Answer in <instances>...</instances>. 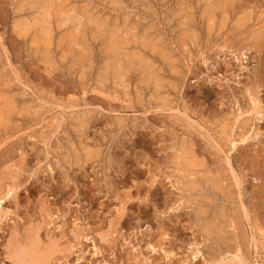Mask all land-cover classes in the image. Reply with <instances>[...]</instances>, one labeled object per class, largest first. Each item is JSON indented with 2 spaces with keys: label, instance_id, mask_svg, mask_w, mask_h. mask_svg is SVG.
Wrapping results in <instances>:
<instances>
[{
  "label": "rangeland",
  "instance_id": "1",
  "mask_svg": "<svg viewBox=\"0 0 264 264\" xmlns=\"http://www.w3.org/2000/svg\"><path fill=\"white\" fill-rule=\"evenodd\" d=\"M32 1L0 0V264H264V0H51L49 35Z\"/></svg>",
  "mask_w": 264,
  "mask_h": 264
},
{
  "label": "bare ground",
  "instance_id": "2",
  "mask_svg": "<svg viewBox=\"0 0 264 264\" xmlns=\"http://www.w3.org/2000/svg\"><path fill=\"white\" fill-rule=\"evenodd\" d=\"M36 1H37V4H38V1H39V5H40V3H42V5H40L38 8H37V6H36V8L39 9V10H41V11H42V10L44 11L43 14L40 12V14L42 15V17H40L41 20L39 19L40 21H39L38 24L40 25V27H41L42 30L44 31V33H43V32H42V33H43L44 35H46V34L49 35V33H48L46 27H47L48 20H49V18H50V8L52 7V2L50 3L51 0H36ZM52 1H53V0H52ZM58 1H59V0H58ZM20 2H21V0H20ZM20 2H19V5H21ZM26 2H28V1H26ZM31 2H33V1L31 0ZM22 3H23V2H22ZM29 3H30V2H29ZM33 3H36V2H33ZM54 3H55V2H54ZM70 3H71V2H70ZM26 4H27V3H26ZM58 4H59V3H58ZM213 4H214V3H213ZM29 5L31 6V3H30ZM33 5H35V4H33ZM33 5H32V7H33ZM18 7H19V6H18ZM22 7H23V6H22ZM34 7H35V6H34ZM212 7H213V5H212ZM26 8H27V7H26ZM22 9H23V8H22ZM28 9H29V8H28ZM37 9H36V10H37ZM211 9H213V8H211ZM19 10H20V8H19ZM24 10H25V9H24ZM29 10H31V9H29ZM72 10H73V9H72ZM90 10H92V9H90ZM74 11H75V10H74ZM179 11H180V10H179ZM211 11H212V13H213V10H211ZM20 12H21V11H20ZM35 12H36V11H35ZM37 12H38V11H37ZM208 12H209V11H208ZM60 13H61V11H60ZM68 14H69V12H68ZM75 14H76V13H75ZM25 15H26V14H25ZM32 15H33V14H32ZM32 15L29 16V17H32ZM53 15H54V14H53ZM65 15H67V14H65ZM72 15H73V14H72ZM94 15H95V14H94ZM36 16H37V15H36ZM73 16H74V15H73ZM178 16H179V15H178ZM211 16H212V15H211ZM29 17H27V18L29 19ZM59 17H60V16H59ZM64 17H65V16H64ZM77 17H78V16H77ZM77 17H76V18H77ZM89 17H91V16H89ZM100 17H101V16H100ZM213 17H214V16H213ZM22 18H24V17H22ZM22 18H21V19H22ZM66 18H67V20H66V23H67V21H69V20H68V19H69V15H67ZM66 18H65V19H66ZM94 18H95V17H94ZM101 18H102V17H101ZM30 19H31V18H30ZM55 19H56V18H55ZM73 19H75V18H73ZM80 19H81V18H80ZM80 19H79V20H80ZM89 19H90V18H89ZM98 19H99V18H98ZM214 19H215V18H214ZM19 20H20V19H19ZM22 20H23V19H22ZM26 20H27V19H26ZM32 20H33V19H32ZM51 20H52V19H51ZM102 20H103V19H102ZM115 20H116V19H115ZM115 20H114V21H115ZM55 21H56V20H55ZM55 21H54V22H55ZM100 21H101V20H100ZM100 21H99V22H100ZM111 21H112V20H111ZM30 22H32V21H30ZM80 22H81V21H80ZM99 22H98V23H99ZM15 23H16V22H15ZM22 23H23V22H22ZM25 23H27V22H25ZM66 23H65V24H66ZM101 23H102V22H101ZM240 23H241V22H240ZM59 24H60V23H59ZM96 24H97V23H96ZM96 24H95V25H96ZM103 24H104V23H103ZM237 24H238V23H237ZM16 25H19V23H18V24L16 23ZM16 25H15V26H16ZM35 25H36V24H33V23H30V24H29V23H28V24H21V25H19V28L22 27V28H20V29H21V32H22L23 34L27 35V33H29V32L35 27ZM62 25H63V24H62ZM78 25H79V23H78ZM83 25H85V24L83 23ZM110 25H112V24H109V26H110ZM15 26H14V27H15ZM48 26H49V25H48ZM98 26H99V25H98ZM101 26H102V25H101ZM106 26H107V25H106ZM112 26H113V25H112ZM118 26H119V25H118ZM118 26H117V27H118ZM87 27H88V26H87ZM114 27H115V26H114ZM36 28H38V27H36ZM108 28H109V27H108ZM186 28H188V27L186 26ZM213 28H214V27H213ZM15 29H17V28L15 27ZM38 29H39V28H38ZM72 29H73V28H72ZM77 29H78V28H77ZM79 29H80V27H79ZM190 29H191V28H190ZM73 30H74V29H73ZM102 30H103V29H102ZM102 30H101V31H102ZM212 30H213V29H212ZM16 31H17V30H16ZM16 31H15V32H16ZM18 31H19V30H18ZM64 31H65V30H64ZM121 31H122V30H121ZM124 31H125V30H124ZM188 31H189V30H188ZM35 32H36V31H35ZM61 32H62V31H61ZM99 32H100V31H99ZM118 32L120 33V31H118ZM45 33H46V34H45ZM51 33H52V32H51ZM58 33H59V32H58ZM90 33H91V32H90ZM105 33H106V32H105ZM111 33H112V32H111ZM31 34L33 35V33H31ZM31 34H30V37H31ZM76 34H77V33H76ZM19 35H20V34H19ZM34 35H35V34H34ZM83 35H84V34H83ZM94 35H95V34H94ZM148 35H149V34H148ZM22 36H23V35H22ZM70 36H72V35H70ZM76 36H77V35H76ZM117 36H118V35H117ZM185 36H186V35H185ZM188 36H189V35H188ZM25 37H26V36H25ZM44 37H45V36H44ZM109 37H110V36H109ZM111 37H112V36H111ZM148 37H149V36H148ZM180 37H181V36H180ZM182 37H183V36H182ZM186 37H187V36H186ZM27 38H28V37H27ZM32 38H33V37H32ZM35 38H36V37H35ZM46 38H47V37H46ZM102 38H104V37H102ZM105 38H106V37H105ZM155 38H156V37H155ZM25 39H26V38H25ZM48 39H50V38H48ZM54 39H55V37H54ZM67 39H68V38H67ZM87 39H88V38H87ZM107 39H108V38H107ZM107 39H106V40H107ZM113 39H114V38H113ZM153 39H154V38H153ZM153 39L151 38L152 41H154ZM191 39H192V38H191ZM72 40H73V39H72ZM114 40H115V39H114ZM118 40H119V39H118ZM133 40H134V39H133ZM142 40H143V39H142ZM142 40H141V41H142ZM183 40H184V39H183ZM183 40H182L181 42H183ZM33 41H34V39H33ZM78 41H79V40H78ZM125 41H126V40H125ZM134 41L137 42V41H139V40H136V38H135ZM146 41H147V39H146ZM189 41H190V40H189ZM192 41H193V40H192ZM39 42H40V41H39ZM52 42H53V41H52ZM61 42H62V41H61ZM72 42H73V41H72ZM100 42H101V41H100ZM118 42H119V41H118ZM148 42H149V40H148ZM184 42H185V41H184ZM184 42H183V43H184ZM34 43H35V41H34ZM55 43H56V42H55ZM75 43H76V42H75ZM149 43H150V42H149ZM151 43H152V42H151ZM153 43H156V42H153ZM153 43H152V44H153ZM161 43H162V42H161ZM183 43H182V44H183ZM191 43H192V42H191ZM35 44H37V43H35ZM58 44H59V42H58ZM72 44H73V43H72ZM78 44H79V43H78ZM102 44H103V43H102ZM118 44H119V43H118ZM122 44H123V42H122ZM124 44H125V43H124ZM127 44H128V43H127ZM159 44H160V43H159ZM182 44H180V46H181ZM40 45H42V43H40ZM53 45H54V44H53ZM60 45H61V43H60ZM66 45H67V44H66ZM86 45H87V44H86ZM113 45H114V44H113ZM164 45H165V44H164ZM44 46H45V44H44ZM46 46L48 47V42H47ZM49 46H50V45H49ZM70 46H72V45H70ZM73 46H75V45H73ZM108 46H109V45H108ZM134 46H135V44H134ZM138 46H139V45H138ZM140 46H141V45H140ZM150 46H151V45H150ZM150 46H149V47H150ZM153 46H154V44H153ZM175 46H176V45H175ZM126 47H127V46H126ZM126 47H125V48H126ZM132 47H133V46H132ZM146 47H147V46H146ZM149 47H148V48H149ZM151 47H152V46H151ZM158 47H159V46H157V49H159ZM183 47H184V46H183ZM39 48H40V46H39ZM41 48H42V47H41ZM58 48H59V47H58ZM64 48H65V47H64ZM86 48H87V47H86ZM103 48H104V47H103ZM110 48H111V47H110ZM112 48H113V47H112ZM115 48H116V47H115ZM118 48H119V47H118ZM128 48H129V47H128ZM137 48H139V47H137ZM140 48H141V47H140ZM140 48H139V49H140ZM152 48H153V47H152ZM152 48H151V51H152ZM155 48H156V46H155ZM44 49H45V48H44ZM46 49H47V48H46ZM52 49H53V48H52ZM132 49H133V48H132ZM142 49H143V48H142ZM142 49H141V50H142ZM165 49H166V48H165ZM39 50H40V49H39ZM49 50H50V49H49ZM62 50H63V49H62ZM64 50H65V49H64ZM83 50H84V49H83ZM153 50L157 51L156 49H153ZM52 51H53V50H52ZM89 51H90V50H89ZM104 51H105V50H104ZM158 51H159V50H158ZM163 51H164V50H163ZM197 51H198V50H197ZM244 51H245V50H244ZM67 52H68V51H67ZM67 52H65V53H67ZM72 52H73V51H72ZM73 53H74V52H73ZM84 53H85V52H84ZM91 53H92V52H91ZM109 53H111V52H109ZM132 53H134V52L132 51ZM68 54H69V52H68ZM76 54H77V53H76ZM78 54H79V53H78ZM115 54H116V53H115ZM115 54H114V55H115ZM136 54H137V53H136ZM202 54H203V53H202ZM202 54H201V55H202ZM240 54H241V53H240ZM245 54H246V53H245ZM64 55L66 56L67 54H64ZM70 55H71V54H70ZM72 55H73V54H72ZM72 55H71V57H72ZM82 55H83V54H82ZM110 55H112V54H109L108 56H110ZM123 55H124V54H123ZM203 55H204V54H203ZM223 55H224V54H223ZM247 55H248V54H247ZM247 55H246V56H247ZM80 56H81V55H80ZM137 56H138V55H137ZM184 56H185V55H184ZM244 56H245V55H244ZM47 57H48V56H47ZM74 57H75V56H74ZM78 57H79V56H78ZM86 57H87V56H86ZM114 57H115V56H114ZM114 57H113V58H114ZM126 57H127V56H126ZM167 57H168V56H167ZM167 57H166V59H167ZM171 57H172V56H171ZM182 57H183V56H182ZM185 57H186V56H185ZM225 57H226V55H225ZM239 57H240V55H239ZM68 58H69V57H68ZM87 58H88V57H87ZM87 58H86V59H87ZM162 58H164V57H162ZM203 58H204V57H203ZM223 58H224V57H223ZM232 58H233V57H232ZM245 58H246V57H245ZM64 59H65V58H64ZM71 59H72V58H71ZM73 59H74V58H73ZM75 59H77V58L75 57ZM82 59H83V58H82ZM86 59H85V60H86ZM109 59H110V58H109ZM114 59H115V58H114ZM122 59H123V58H122ZM122 59H121V60H122ZM132 59H133V58H132ZM172 59H173V58H172ZM197 59H198V58H197ZM204 59H205V58H204ZM209 59H210V58H209ZM235 59H236V58H235ZM239 59H240V58H239ZM69 60H70V59H69ZM78 60H79V59H78ZM135 60H136V59H135ZM145 60H146V59H145ZM145 60H143V61H145ZM188 60H189V59H188ZM236 60H237V59H236ZM46 61H47V59H46ZM67 61H68V59H67ZM71 61H72V60H71ZM71 61H70V62H71ZM74 61L77 62V60H74ZM74 61H73V62H74ZM83 61H84V60H83ZM89 61H90V60H89ZM89 61H87V62H89ZM129 61H130V60H129ZM147 61H148V60H147ZM199 61H200V60H199ZM206 61H207V60H206ZM206 61H205V62H206ZM241 61H242V60H241ZM243 61H245V60L243 59ZM243 61H242V62H243ZM52 62H53V61H52ZM80 62H81V61H80ZM92 62H93V61H92ZM131 62H132V61H131ZM141 62H142V61H141ZM150 62H151V61H150ZM171 62H172V60H171ZM46 63H47V62H46ZM49 63H51V62H49ZM132 63H133V62H132ZM135 63H136V62H135ZM144 63H145V62H144ZM151 63H152V62H151ZM151 63H149V61H148L147 64H151ZM184 63H185V62H184ZM184 63H183V64H184ZM209 63H210V61H209ZM209 63H208V64H209ZM47 64H48V63H47ZM51 64H52V63H51ZM51 64H50V65H51ZM72 64H73V63H72ZM78 64H79V63H78ZM109 64H110V63H109ZM109 64H108V65H109ZM129 64H131V63H129ZM142 64H143V63H142ZM145 64H146V63H145ZM152 64H153V63H152ZM170 64H171V63H170ZM186 64H187V62H186ZM242 64H243V63H242ZM76 65H77V64H76ZM80 65H81V64H80ZM88 65H89V63H88ZM112 65H113V63H112ZM136 65H137V64H136ZM140 65H141V64H140ZM143 65H144V64H143ZM205 65H206V64H205ZM74 66H75V65H74ZM129 66H131V65H129ZM144 66H145V65H144ZM152 66H154V64H153ZM81 67H82V65H81ZM110 67L113 68V66H110ZM110 67H109V69H110ZM132 67H134V65H133ZM82 68H84V67H82ZM115 68H116V67H115ZM138 68H139V67H138ZM141 68H143V67H141ZM141 68H140V69H141ZM148 68H149V66H148ZM205 68H206V67H205ZM89 69H90V68H89ZM107 69H108V68H107ZM109 69H108V70H109ZM149 69H150V68H149ZM151 69H152V67H151ZM155 69L157 70V68H155ZM84 70H85V69H84ZM104 70H105V69H104ZM104 70H103V72H105ZM112 70H113V69H112ZM138 70H139V69H138ZM156 70H155V71H156ZM210 70H211V68H210ZM87 71H88V70H87ZM114 71H115V70H114ZM114 71H113V72H114ZM116 71H117V69H116ZM119 71H120V70H119ZM139 71H140V70H139ZM151 71H152V70H151ZM158 71H159V69H158ZM206 71H207V70H206ZM208 71H209V70H208ZM84 72H85V71H84ZM117 72H118V71H117ZM147 72H148V70H147ZM87 73H88V72H87ZM99 73H100V71H99ZM150 73H151V72H150ZM150 73H149V74H150ZM83 74H84V73H83ZM113 74H114V73H113ZM117 74H118V73H117ZM151 74H152V73H151ZM151 74H150V75H151ZM158 74H159V73H158ZM158 74H155V75H158ZM80 75H81V74H80ZM103 75H104V74H103ZM119 75H120V74H119ZM141 75H142V72H141ZM147 75H148V74H147ZM147 75H146V76H147ZM150 75H149V76H150ZM83 76H84V75H83ZM98 76H99V75H98ZM98 76H97V77H98ZM151 76H152V75H151ZM80 77H81V76H80ZM88 77H89V76H88ZM95 77H96V76H95ZM99 77H100V76H99ZM124 77H125V76H124ZM0 78H1V77H0ZM85 78H86V76H85ZM85 78H84V80H85ZM122 78H123V77H121V79H122ZM98 79H99V78H97V79H95V80H98ZM116 79H118V77H117ZM124 79H126V78H124ZM140 79H141V78H140ZM145 79H146V78H145ZM82 80H83V79H82ZM84 80H83V81H84ZM114 80H115V79H114ZM148 80H149V78H148ZM148 80H147V81H148ZM151 80H152V79H151ZM207 80H208V79H207ZM0 81H1V80H0ZM4 81H5V80H4ZM89 81H90V80H89ZM99 81H100V80H99ZM116 81H117V80H116ZM122 81H123V80H122ZM112 82H114V81H112ZM4 83H5V82H4ZM127 83H128V82H127ZM142 83H143V82H142ZM150 83H151V82H149L148 84H150ZM96 84H98V83H96ZM103 84H104V83H103ZM117 84H119V83H117ZM117 84H115V85H117ZM140 84H141V83H140ZM159 84H160V83H159ZM115 85H114V86H115ZM121 85H122V84H121ZM128 85H130V84H128ZM145 85H146V84H145ZM155 85H156V84H155ZM104 86H106V84H105ZM111 86H112V85H111ZM114 86H113V88H114ZM98 87H99V85L97 86V88H98ZM115 87H116V86H115ZM157 87H158V86H157ZM160 87H161V86H160ZM100 88H101V87H100ZM100 88H98V89H99V90H102V89H100ZM105 88L107 89V87H105ZM117 88H118V85H117ZM153 88H154V87H153ZM162 88H163V87H162ZM1 89H2V88H1ZM106 89H105V90H106ZM157 89H159V88H157ZM114 90H115V89H114ZM128 90H129V89H128ZM140 90H141V89H140ZM102 91H103V90H102ZM102 91H101V92H102ZM156 91H157V90H156ZM5 92H6V91H5ZM103 92H104V91H103ZM142 92H143V91H142ZM159 92H160V91H159ZM5 94H6V93H5ZM5 94H4V95H5ZM126 94H127V93H125V95H126ZM136 94H137V93H136ZM141 94H143V93H141ZM118 95H119V94H118ZM127 95H128V94H127ZM137 95H138V94H137ZM2 96H3V95H2ZM139 96H141V95H139ZM155 96H156V95H155ZM155 96H154V97H155ZM159 96H160V95H159ZM154 97H153V98H154ZM160 97H161V96H160ZM156 98H157V97H156ZM162 99H163V97H162ZM157 100H158V99H157ZM151 101H152V100H151ZM167 101H168V100H166V102H167ZM13 102H14V101H13ZM162 102H163V101H162ZM155 103H156V100H155ZM158 103H159V102H158ZM159 104H160V103H159ZM161 104H162V103H161ZM168 104H169V103H168ZM257 104H258V103H257ZM257 104L254 102V105H255L254 107H255V108H259V107L257 106ZM162 105H163V104H162ZM164 105H165V104H164ZM261 105H262V104H261ZM12 107H13V105H12ZM12 107H11V104H10V103H7V106H6V108H5V109H7V110H3V111L0 112V113H1V117L6 118L7 113H8L9 111H11V109H13ZM255 108H253V109H255ZM14 109H15V108H14ZM14 109H13V110H14ZM253 109H252V111H253ZM261 110H262V109H261ZM252 111H251V112H252ZM249 112H250V111H249ZM259 112H260V111H259ZM259 112H256V113H259ZM38 113H40V112H38ZM254 113H255V112H254ZM9 114H10V113H9ZM236 114H237V113H236ZM243 114H244V112H243ZM245 114H246V113H245ZM245 114H244V115H245ZM247 114H248V113H247ZM251 114H252V113H251ZM237 115H238V114H237ZM259 115H260V114H259ZM8 116H9V115H8ZM261 116H263V115L261 114L260 117H261ZM9 117H10V116H9ZM241 117H243V115H241ZM241 117L239 116V118H241ZM256 117H257V115H256ZM260 117H259V118H260ZM73 118H75V117L73 116ZM237 118H238V117H237ZM0 120H1V119H0ZM5 120H6V119H5ZM73 120H74V119H73ZM77 120H78V119H77ZM241 120H242V119H241ZM241 120H239V121L242 122ZM254 120H256V119H254ZM258 120H260V119H258ZM261 120H262V119H261ZM75 121H76V120H75ZM78 121H79V120H78ZM237 121H238V120H237ZM256 121H257V120H256ZM256 121H255V122H256ZM10 122H11V119H10ZM51 122H52V121H51ZM53 122H55V121H53ZM79 122H81V121H79ZM253 122H254V121H253ZM257 122H258V121H257ZM257 122H256V123H257ZM1 123H2V122H1ZM1 123H0V124H1ZM5 123H6V121H5ZM84 123H85V122H84ZM228 123H229V122H228ZM234 123H235V122H234ZM244 124H245V123H244ZM252 124H253V123H252ZM233 125H234V124H233ZM245 125H246V124H245ZM257 125H258V124H257ZM1 126H2V125H1ZM83 126H85V124H84ZM223 126H224V125H223ZM240 126H241V125H240ZM236 127L238 128L239 125L236 126ZM241 127H242V126H241ZM229 128H230V127H229ZM231 128H232V127H231ZM237 128H236V129H237ZM236 129H235V130H236ZM253 129H254V128H253ZM51 130H52V129H51ZM245 130H246V129H245ZM80 131H81V129H80ZM243 131H244V130H243ZM218 132H219V131H218ZM230 132H231V131H230ZM247 132H248V130H247ZM244 133H245V132H244ZM250 133H251V132H250ZM250 133H249V134H250ZM49 135H50V134H49ZM239 135H240V134H239ZM242 135H243V134H242ZM247 136H248V135H247ZM242 137H243V136H242ZM250 137H251V136H250ZM250 137H249V138H250ZM229 138H230V136H229ZM231 138H232V137H231ZM244 138H245V137H244ZM244 138H243V141L245 140ZM241 140H242V138H241ZM248 140H249V139H248ZM237 142H238L237 139H231V140H230V144H231V146H233V147H235L237 144H239V143H237ZM183 143H184V142H183ZM175 144H176V143H175ZM226 144H227V143H226ZM178 145H179V144H178ZM227 145H228V144H227ZM185 146H186V145H185ZM188 146H189V145H188ZM228 146H229V145H228ZM173 147H174V146H173ZM175 147H176V146H175ZM177 147H178V146H177ZM191 147H192V146H191ZM229 147H230V146H229ZM237 147H238V146H237ZM173 149H174V148H173ZM181 149H182V148H181ZM181 149H180V150H181ZM186 149H188V148H186ZM232 149H233V148H232ZM183 150H184V149H183ZM177 151H178V150H177ZM230 151H231V150L228 149V152H230ZM172 152H173V151H172ZM223 152H224V151H223ZM173 153H174V152H173ZM176 153H177V152H176ZM176 153H175V154H176ZM178 153H179V152H178ZM181 153H182V152H181ZM181 153H180V156L176 154V156H179V157H176V158H179V160H180V164H182V163H181V161H182V162H184V164H185L187 167H190V168H191L192 166H194V164L191 163V161H189L188 159H186V157H185L184 154L181 155ZM186 153H187V156H188V155H190V153H192V152H190L189 154H188V152H186ZM226 153H227V152H226ZM230 153H231V152H230ZM195 154H196V153H195ZM228 154H229V153H228ZM77 155H78V154H77ZM193 155H194V154H193ZM77 157H78V156H77ZM196 157H197V156H196ZM82 158H83V157H82ZM197 158H198V157H197ZM224 158H225V157H224ZM195 159H196V158H195ZM81 160H82V159H81ZM177 160H178V159H177ZM191 160H192V159H191ZM195 161H196V160H195ZM78 162H79V161H78ZM178 162H179V161H178ZM194 163H195V162H194ZM178 165H179V164H178ZM185 165H184V166H185ZM200 165H202V164H200ZM195 166H196V165H195ZM187 167H186V168H187ZM197 167H198V166H197ZM197 167H196V168H197ZM203 167H204V166H203ZM179 168H180V167H179ZM194 168H195V167H194ZM196 168H195V169H196ZM184 170H186V169H184ZM189 170H190V169H189ZM201 170H202V169H201ZM201 170H200V171H201ZM191 172H192V170H191ZM198 172H199V171H198ZM183 173H185V171H184ZM194 173L196 174V170H195ZM192 174H193V173H192ZM199 174H200V173H199ZM201 174H202V173H201ZM204 174H205V173H204ZM187 175H189V174H187ZM209 175H210V174H209ZM211 175H212V174H211ZM193 176H194V175H193ZM195 176H197V174H196ZM191 177H192V176H191ZM209 177H210V176H209ZM209 177H208V178H209ZM211 177H212V176H211ZM183 178H184V177H183ZM189 178H190V177H189ZM203 178H204V176H203ZM203 178H201V179H203ZM217 178H218V177H217ZM215 179H216V178H215ZM203 180H204V179H203ZM218 180H219V179H218ZM177 181H178V180H177ZM201 181H202V180H201ZM210 181H211V180H210ZM210 181H209V182H210ZM220 181H221V180H220ZM179 182H180V181H179ZM195 182H196V181H195ZM213 182H215V180H214ZM221 182H222V181H221ZM175 183H176V182H175ZM181 183H182V182H181ZM181 183H179V185H180ZM191 183H192V181H191ZM238 183H239V181H238ZM185 184H186V183H185ZM219 184H220V183H219ZM174 185H175V184H174ZM187 185H188V184H187ZM187 185H186V186H187ZM191 185H192V184H191ZM197 185H198V183H197ZM199 185H200V184H199ZM209 185H210V184H209ZM175 186H176V185H175ZM194 186H196V184H195ZM189 187L191 188V186H189ZM192 187H193V186H192ZM178 188H179V187H178ZM193 188H196V187H193ZM209 188H210V187H209ZM214 189H215V188H214ZM195 190H196V189H195ZM199 190H200V189H199ZM199 190H198V191H199ZM188 191H189V190H188ZM192 191H193V190H192ZM201 191H202V190H201ZM206 191H207V190H206ZM189 192H190V191H189ZM213 192H214V191H213ZM191 193H192V192H191ZM194 194H195V193H194ZM194 194H193V195H194ZM191 196H192V195H191ZM194 196H195V195H194ZM202 196H204V195H201V197H202ZM208 197H209V196H208ZM194 198H195V197H194ZM196 198H197V195H196ZM196 198H195V199H196ZM202 198H203V197H202ZM191 199H193V198H191ZM195 199H193L192 201H195L196 203H198ZM204 199H205V198H204ZM204 199H203V200H204ZM206 199H207V197H206ZM198 200H199V199H198ZM201 200H202V199L200 198V201H201ZM203 200H202V201H203ZM212 201H213V200H212ZM212 201H211V202H212ZM207 203H209V201H208ZM192 204H193L192 206H194V203H192ZM209 204H210V203H209ZM213 205H214V204H213ZM195 206H196V205H195ZM211 207H212V206H211ZM217 207H218V206H217ZM225 207H226V206H225ZM202 208H203V206H202ZM202 208H200V210H201ZM209 208H210V207H209ZM219 208H220V207H219ZM205 209H207V211L209 210L208 207L206 208V206H205ZM205 209H202V210L205 211ZM225 209H226V208H225ZM202 210H201V213L197 212V211H199V210L196 211L197 213H199V217H200V214L203 215ZM219 211H220V209H219ZM225 212H226V211H225ZM206 213H207V212H206ZM212 213H213V212H212ZM214 213H215V212H214ZM214 213H213V214H214ZM216 213H217V212H216ZM213 214H211V217H212ZM228 214H229V213H228ZM230 214H231V213H230ZM230 214H229V215H230ZM197 215H198V214H197ZM197 215L195 216V218H196V217L198 218ZM205 215H206V214H204V216H205ZM207 215H208V214H207ZM230 216H231V215H230ZM230 216H229V217H230ZM202 217H203V216H202ZM205 217H206V216H205ZM207 217H208V216H207ZM213 217H214V216H213ZM226 217H228V216H226ZM209 218H210V216L208 217V219H209ZM198 220H199V219H198ZM198 220H197V221H198ZM201 221H202V220H201ZM205 221H207V219H206ZM209 221H210V220H209ZM220 221H221V220H220ZM229 221H230V220H229ZM199 222H200V220H199ZM203 222H204V221H202V223H203ZM221 222H222V221H221ZM207 223H209V222L207 221ZM219 223H220V222H219ZM203 224H204V223H203ZM203 224H202V225H203ZM217 224H218V223H217ZM221 224H222V223H221ZM221 224H220V225H221ZM226 224H227V223H226ZM228 224H229V222H228ZM228 224H227V225H228ZM199 225H200V224H199ZM206 225H207V224H206ZM206 225L204 224V227H205ZM208 225H209V224H208ZM212 225H213V224H212ZM215 225H216V224H215ZM215 225H214V226H215ZM199 227H201V226H199ZM212 227H213V226H212ZM212 227H211V229H212ZM222 227H224V226L222 225ZM209 228H210V227H207V229H209ZM220 228H221V227H220ZM220 228H219V229H220ZM211 229H210V230H211ZM213 229H214V227H213ZM217 229H218V228H217ZM217 229H216V231H217ZM221 229H223V228H221ZM147 230H148V229H147ZM208 231H209V230H208ZM208 231H207V232H208ZM213 231H214V230H213ZM233 232H235V231H233ZM204 233H205V232H204ZM214 233H215V232H214ZM216 233H217V232H216ZM212 234H213V233H212ZM210 235H211V233H210ZM214 235H215V234H214ZM217 235H218V234H217ZM212 237H213V236H212ZM227 239H228V238H227ZM231 239L234 240L233 238H231ZM225 240H226V239H225ZM227 242H228V241H227ZM220 243H221V242H220ZM229 243H230V242H229ZM223 245H224V242H223ZM230 246H231V245H230ZM230 246H229V247H230ZM227 247H228V246H227ZM227 247H226V248H227ZM236 247H237V246H236ZM226 248H225V251L227 250ZM231 251H232V250H231ZM20 253H21V252H20ZM225 254H226V253H225ZM242 254H243V253H242ZM242 254H241V256H242ZM29 255H30V254H29ZM232 255H233V254H232ZM223 256H224V255H223ZM37 258H38V257H37ZM222 258H223V257H222ZM242 258H244V257H242ZM45 260H46V259H45ZM245 260H246V259H245ZM247 262H248V261H247ZM227 264H228V263H227ZM249 264H250V263H249Z\"/></svg>",
  "mask_w": 264,
  "mask_h": 264
}]
</instances>
